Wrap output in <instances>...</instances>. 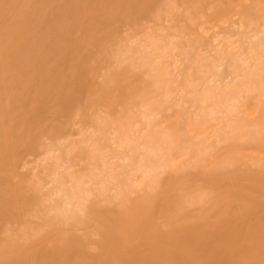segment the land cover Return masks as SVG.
<instances>
[{
    "label": "bare ground",
    "instance_id": "bare-ground-1",
    "mask_svg": "<svg viewBox=\"0 0 264 264\" xmlns=\"http://www.w3.org/2000/svg\"><path fill=\"white\" fill-rule=\"evenodd\" d=\"M0 264H264V0H0Z\"/></svg>",
    "mask_w": 264,
    "mask_h": 264
}]
</instances>
